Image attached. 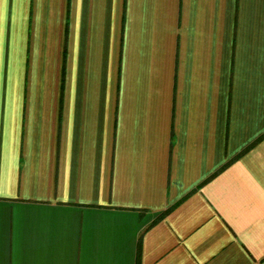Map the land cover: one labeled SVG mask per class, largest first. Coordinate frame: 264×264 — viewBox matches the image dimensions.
Returning <instances> with one entry per match:
<instances>
[{"label":"crops","instance_id":"obj_1","mask_svg":"<svg viewBox=\"0 0 264 264\" xmlns=\"http://www.w3.org/2000/svg\"><path fill=\"white\" fill-rule=\"evenodd\" d=\"M0 264H264V0H0Z\"/></svg>","mask_w":264,"mask_h":264},{"label":"trees","instance_id":"obj_2","mask_svg":"<svg viewBox=\"0 0 264 264\" xmlns=\"http://www.w3.org/2000/svg\"><path fill=\"white\" fill-rule=\"evenodd\" d=\"M139 255H140V248H139Z\"/></svg>","mask_w":264,"mask_h":264}]
</instances>
